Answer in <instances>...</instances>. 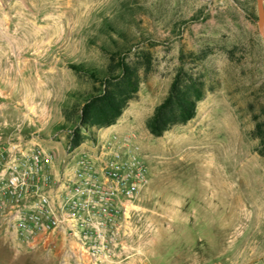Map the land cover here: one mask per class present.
Returning a JSON list of instances; mask_svg holds the SVG:
<instances>
[{
    "label": "rangeland",
    "instance_id": "1",
    "mask_svg": "<svg viewBox=\"0 0 264 264\" xmlns=\"http://www.w3.org/2000/svg\"><path fill=\"white\" fill-rule=\"evenodd\" d=\"M256 21L255 0H0V128L23 122V136L38 133L58 155L66 145L55 127L61 106L68 92L90 87L71 66L103 69L102 47L113 42L128 60L150 55L136 98L114 125L134 132L150 170L129 255L115 264L264 258V157L248 108L264 104ZM180 51L207 53L194 69L210 90L191 121L155 138L145 121L165 96ZM65 250H29L0 235V264H75Z\"/></svg>",
    "mask_w": 264,
    "mask_h": 264
},
{
    "label": "built area",
    "instance_id": "2",
    "mask_svg": "<svg viewBox=\"0 0 264 264\" xmlns=\"http://www.w3.org/2000/svg\"><path fill=\"white\" fill-rule=\"evenodd\" d=\"M22 124L0 128V235L29 250L66 248L75 264L128 257L131 219L150 184L134 132L113 128L58 155L38 133L23 136Z\"/></svg>",
    "mask_w": 264,
    "mask_h": 264
},
{
    "label": "trees",
    "instance_id": "3",
    "mask_svg": "<svg viewBox=\"0 0 264 264\" xmlns=\"http://www.w3.org/2000/svg\"><path fill=\"white\" fill-rule=\"evenodd\" d=\"M246 10V9H244ZM250 18L254 15L250 13ZM107 63L103 69L72 65L77 77L89 84L87 91L68 92L69 102L61 106L63 123L55 127L66 133V145L77 148L87 141H94L97 131L116 124L129 102L136 98L140 85L150 66V55L145 53L140 61L128 60L127 53L113 42L102 47ZM207 56L205 51H180L167 92L155 105L145 121L148 133L158 138L176 126L187 124L197 112V104L210 90L204 73L195 70ZM191 64L189 68L185 66ZM251 112L253 128L251 137L257 141L256 153L264 157V104Z\"/></svg>",
    "mask_w": 264,
    "mask_h": 264
},
{
    "label": "water",
    "instance_id": "4",
    "mask_svg": "<svg viewBox=\"0 0 264 264\" xmlns=\"http://www.w3.org/2000/svg\"><path fill=\"white\" fill-rule=\"evenodd\" d=\"M257 10V28L261 39L264 42V0H255Z\"/></svg>",
    "mask_w": 264,
    "mask_h": 264
},
{
    "label": "crops",
    "instance_id": "5",
    "mask_svg": "<svg viewBox=\"0 0 264 264\" xmlns=\"http://www.w3.org/2000/svg\"><path fill=\"white\" fill-rule=\"evenodd\" d=\"M114 128V125L113 126H111V127H109V128H107V129H105V131L104 132H106L107 130H111V129H113Z\"/></svg>",
    "mask_w": 264,
    "mask_h": 264
}]
</instances>
